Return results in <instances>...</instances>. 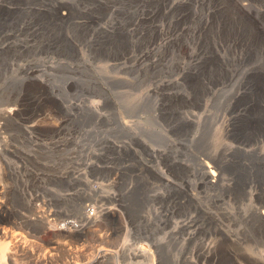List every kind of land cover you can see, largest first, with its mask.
I'll return each mask as SVG.
<instances>
[{
	"label": "rangeland",
	"instance_id": "rangeland-1",
	"mask_svg": "<svg viewBox=\"0 0 264 264\" xmlns=\"http://www.w3.org/2000/svg\"><path fill=\"white\" fill-rule=\"evenodd\" d=\"M0 136V264L263 258L264 0H0Z\"/></svg>",
	"mask_w": 264,
	"mask_h": 264
},
{
	"label": "bare ground",
	"instance_id": "bare-ground-1",
	"mask_svg": "<svg viewBox=\"0 0 264 264\" xmlns=\"http://www.w3.org/2000/svg\"><path fill=\"white\" fill-rule=\"evenodd\" d=\"M18 108V107H17ZM11 111V110H10ZM14 112V111H13ZM17 112V111H16ZM17 114V113H16ZM64 125V124H63ZM59 128H60V126H59ZM4 133V132H3ZM0 140H3V137L2 136H0ZM9 146V145H8ZM11 147V146H10ZM58 147V146H57ZM8 150V149H7ZM6 150V151H7ZM15 150V149H14ZM1 154V153H0ZM13 157H15V156H13ZM25 160V159H24ZM23 160V161H24ZM206 164V165H205ZM22 165V164H21ZM204 167H205V170H206V174H207V177H208V179H209V182L210 183H212V184H218V182H219V180H220V178H221V171H220V168L219 167H217L215 164H211V163H204ZM23 166V165H22ZM6 167V166H5ZM49 170V169H48ZM51 171V170H50ZM22 172V171H21ZM52 173V172H51ZM6 174V173H5ZM50 176V175H49ZM73 176V175H72ZM20 177V176H19ZM59 177V176H58ZM1 192H2V187H1V184H0V194H1ZM1 200V199H0ZM36 200V199H35ZM0 205H1V203H0ZM3 207V206H2ZM34 208V207H33ZM35 210V209H34ZM95 210L94 209H89V210H87V215L89 216V217H94L95 215H96V213L94 212ZM40 212V211H39ZM83 212V211H82ZM42 213H43V211H42ZM36 214H38L39 215V213H36ZM261 214H262V216L264 217V209L261 211ZM0 215H2L1 213H0ZM44 215V214H43ZM43 217H45V216H38V218H40V219H43ZM46 218V217H45ZM55 220V219H54ZM39 221H41V220H39ZM56 221V220H55ZM52 222V221H51ZM25 223H27V222H25ZM37 223V222H36ZM38 224V223H37ZM41 225H40V228L42 229V230H47V226H46V224L43 222V221H41V223H40ZM67 224V223H66ZM67 225H73L74 227H80V226H78V225H76L74 222H71V223H69V224H67ZM39 226V225H38ZM64 226V225H63ZM81 228H83V226H81ZM80 229V228H79ZM57 230V229H56ZM56 230H54V231H56ZM65 230H66V228H65ZM68 230H69V228H68ZM62 231H63V229H62ZM64 232V231H63ZM62 232V233H63ZM67 232V231H66ZM2 250V249H1ZM115 250V249H114ZM5 251V250H4ZM102 251V250H101ZM103 251H105V250H103ZM107 251V250H106ZM113 251V250H112ZM2 252V251H1ZM8 252V251H7ZM109 253V252H108ZM118 253V252H117ZM115 255V254H114ZM110 257V256H109ZM112 257V256H111ZM250 262H251V264H264V257L263 258H260V259H251L250 260ZM5 263V262H4Z\"/></svg>",
	"mask_w": 264,
	"mask_h": 264
}]
</instances>
